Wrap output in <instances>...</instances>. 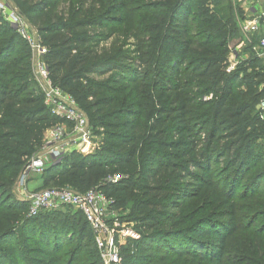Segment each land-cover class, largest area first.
I'll return each instance as SVG.
<instances>
[{"label": "trees", "instance_id": "16d2710c", "mask_svg": "<svg viewBox=\"0 0 264 264\" xmlns=\"http://www.w3.org/2000/svg\"><path fill=\"white\" fill-rule=\"evenodd\" d=\"M12 2L46 48L52 85L103 134L92 152L49 161L34 191L111 199L126 213L120 227L139 234L118 242L121 264H264V66L249 58L228 71L243 10L233 0ZM33 59L0 16V264H104L82 211L30 216L9 192L60 122Z\"/></svg>", "mask_w": 264, "mask_h": 264}, {"label": "built area", "instance_id": "2783aa9c", "mask_svg": "<svg viewBox=\"0 0 264 264\" xmlns=\"http://www.w3.org/2000/svg\"><path fill=\"white\" fill-rule=\"evenodd\" d=\"M8 1L0 0V16L10 23L17 33L28 42L33 55L35 51L45 54L46 48L41 45L40 41H35L28 31L23 16L16 9L10 8ZM244 28L246 32L253 35L262 32L255 50L264 57V9L257 15L246 18ZM34 70L45 93L46 105L60 119L57 125L47 130L44 137V147L48 151L51 160H58L63 154L74 150L85 154L97 149L98 142L93 141L95 132L92 124L68 93L52 85L45 62L34 65ZM230 70L231 66L228 71ZM257 110L260 118L264 120V97L258 103ZM47 139L49 140L47 141ZM47 163V160L40 155L31 159L21 175L20 182L26 183V175L30 172L42 173ZM116 180L117 177L112 179V181ZM27 198V200H30L28 209L30 216L65 205L82 211L96 235L97 246L101 251L104 264H121L120 249L118 242L115 240V232L118 236L121 234L120 237L139 238V234L135 230L121 228L120 225L118 226L117 221L114 222L115 228L109 226L104 220V216L110 208L112 200L96 188L85 192H78L69 188H49L29 193Z\"/></svg>", "mask_w": 264, "mask_h": 264}, {"label": "rangeland", "instance_id": "374dc122", "mask_svg": "<svg viewBox=\"0 0 264 264\" xmlns=\"http://www.w3.org/2000/svg\"><path fill=\"white\" fill-rule=\"evenodd\" d=\"M233 4H234L236 9L243 10V12H241L240 15H238V17H237L238 34L230 42V50H231L230 66H231V70L234 69L237 64H239L241 62H245L249 58H256L258 60V62H257L258 66H260V65L264 66V57H262L259 54V52H257L255 50L254 45H256V42H257L256 36L251 34V33L246 32L245 28H244V23L246 21V17H247L248 12H249V6H251L250 0H233ZM8 5L10 8L16 9L12 0L8 1ZM25 21L27 23L28 31L32 34L35 41L39 42V37H38V34L36 33L35 29L32 28V26L27 22L26 19H25ZM251 45H252V50H248L247 46H251ZM33 56H34V59H33L34 65H39L41 62L44 61V58H43L44 54H41L38 51H35ZM102 78L103 77H99V79H102ZM262 87H264V84L260 85L259 88H262ZM93 128H94V132H95V134H94L95 138L93 139V141L98 142V146H97V148H98V147H100L101 140L103 138V134L101 132L102 130H100L99 128L94 127V126H93ZM48 140L49 139H47V141ZM64 142H65V140H64ZM39 154L41 157H44L47 160V162L51 161V157H50V155H48V151L45 149L44 145L41 148ZM40 174L41 173H38V172H30L28 175H26V180H25L26 183H21L19 180L17 182L14 190L9 191V192L15 194L19 198L27 200L28 199L27 196L29 193L37 192V191H34V186L36 185L35 183L37 182V179H33V180H30V179L31 178H37V176H40ZM28 179L30 181H28ZM5 197H7V194L5 195ZM62 207L66 213L78 212V210H76L72 206L65 205V206H61L60 208H62ZM124 214H126L124 211L114 210V209L109 208L107 213L104 216V220H106V222L109 224V226L115 228L114 222L117 221L118 226H119V224L122 223L121 220H122V216ZM120 236H122V235L119 234V236H118V234L115 232V240L119 243H124L126 238L120 237Z\"/></svg>", "mask_w": 264, "mask_h": 264}, {"label": "crops", "instance_id": "0c3cea01", "mask_svg": "<svg viewBox=\"0 0 264 264\" xmlns=\"http://www.w3.org/2000/svg\"><path fill=\"white\" fill-rule=\"evenodd\" d=\"M249 12L246 18L257 15L262 9H264V0H250ZM262 32L255 34V36H260ZM259 39V37H258ZM256 41L258 42L257 38Z\"/></svg>", "mask_w": 264, "mask_h": 264}, {"label": "water", "instance_id": "95a60500", "mask_svg": "<svg viewBox=\"0 0 264 264\" xmlns=\"http://www.w3.org/2000/svg\"><path fill=\"white\" fill-rule=\"evenodd\" d=\"M28 202L30 201V200H27Z\"/></svg>", "mask_w": 264, "mask_h": 264}]
</instances>
